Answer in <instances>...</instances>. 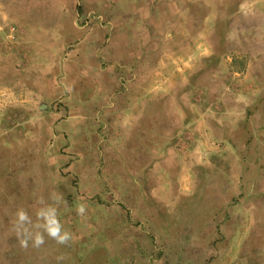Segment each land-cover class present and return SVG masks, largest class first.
<instances>
[{"label": "rangeland", "instance_id": "obj_1", "mask_svg": "<svg viewBox=\"0 0 264 264\" xmlns=\"http://www.w3.org/2000/svg\"><path fill=\"white\" fill-rule=\"evenodd\" d=\"M0 264H264V0H0Z\"/></svg>", "mask_w": 264, "mask_h": 264}, {"label": "clouds", "instance_id": "obj_2", "mask_svg": "<svg viewBox=\"0 0 264 264\" xmlns=\"http://www.w3.org/2000/svg\"><path fill=\"white\" fill-rule=\"evenodd\" d=\"M83 210H84L83 208L80 209L81 212H83ZM24 218H25L24 215L21 214V219H24ZM55 234H56L55 231H53V235H55Z\"/></svg>", "mask_w": 264, "mask_h": 264}]
</instances>
